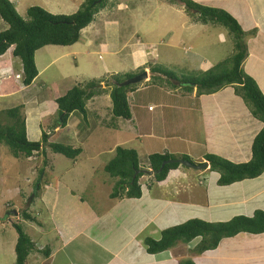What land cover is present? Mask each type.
<instances>
[{"label": "rangeland", "instance_id": "374dc122", "mask_svg": "<svg viewBox=\"0 0 264 264\" xmlns=\"http://www.w3.org/2000/svg\"><path fill=\"white\" fill-rule=\"evenodd\" d=\"M84 1L85 0H27L25 2L19 0V5L14 2L11 3L14 4L11 6L15 8L17 14L21 18H25V10L32 6L40 7L53 15L69 16L79 10ZM147 1L148 0H144V2L140 0H108L106 7L97 13L94 21L88 26L89 29L86 30L85 28L80 32V40L77 43L69 47H48V55H46L44 48H42L40 51H42L43 54L39 55L37 52L34 57L36 69L40 73L35 80L33 90L28 89L24 91L21 89L23 87L21 86V79L19 78V76L22 77L20 73V64L17 59L12 57V48L0 58V92L9 93L0 94V111L18 107L20 108L21 115L25 117L29 125L33 126L35 124L34 121L36 122V120H38L41 122V131L45 132L48 131L47 128H49V126L51 128L52 125L57 123L55 122L58 119L56 105L54 104L57 97L63 96L66 90L75 85H81L94 79L103 78L104 83L102 82L103 85L101 87L103 92L98 93L96 96H100L97 98L98 101L94 103L88 102L86 105L87 121H83L81 115L73 114V117L69 120V125L51 133L49 142L83 148L82 154L77 157L78 163L73 166L80 168L79 172L84 177V182H86L83 188L88 186L86 191H90L89 184L91 180L98 183L99 186L105 184L99 189V194L104 196L108 192L111 193L116 179L110 178L107 173H105L103 164L109 162L114 157L115 151L114 153H109V149L111 150V148L116 146L133 149L136 153L138 152L139 166L143 167L144 171V174L139 179V183L142 188H144L146 184H154L155 181L153 177L147 174L151 171V169L148 168L147 157L154 153H159L161 148L156 147L157 141L151 139L148 135L138 136L139 133H136V135H134V133L139 124L143 132H149L150 122L146 120L148 118L146 114L148 113L147 107L157 106L159 102H161V95L166 97L167 92L168 96L171 93L176 98H180L179 94L181 91H174L173 88L170 87L171 85L168 84L170 76L174 77L177 82L181 81L186 88V86H190L188 82L192 85V79L202 75L201 70L198 68L200 63L195 59L199 51L205 52L207 58H213L212 68H218V70H221L222 66L230 67L229 62L226 60L228 58L230 59L234 53L232 48V42L234 41L227 37L226 29L218 25L219 23H207L202 25L203 23L200 21L197 22L195 17H190V15L185 12L184 7L175 2L176 0L171 2L167 0ZM212 2L214 4L210 3L202 6L220 9V2V5L215 3V1ZM195 3L199 4L200 2L196 1ZM114 5L119 6L113 8ZM135 9L138 10L137 13ZM1 22L0 31L7 27L4 22ZM103 31L104 33H106V31H112V34L109 35V33H107V35H109V37H107L104 36ZM185 33H187V35ZM113 36L117 37L115 45L114 42H111L109 45H105V48H99L100 42L104 40L110 41ZM223 37L226 40L224 44L222 43ZM245 38L246 36L243 37V43H245ZM86 39H89V41L94 44L90 49H86L85 47L86 42L84 41ZM123 44L127 45V47H122ZM113 45L118 51V57L112 53H108L109 51L107 49ZM164 45L167 46V49H164ZM188 46L189 61L187 58L184 59L183 56V50ZM141 47H145V51ZM74 50H79V53L85 50L89 52L95 51V53L91 57H85L84 55L75 54ZM160 51L166 56V62L163 56H160L159 59H155L154 55L158 56L161 53ZM132 52L136 53V63ZM173 52L174 54H178L179 58L173 57ZM43 60L45 61L42 62ZM225 62H227V64H225ZM143 64L145 66H142ZM153 66H158L159 69L165 71L167 73L166 79L155 78L150 82V68ZM103 68L106 70H103ZM139 70L145 71L147 76L145 79L133 85L135 91L128 94L127 99L131 112L134 111L136 106L146 107L144 112H140L143 116V121L140 122L138 119L136 121L133 120V122L119 120L118 123H113L112 126H109L111 102L108 97V91L111 86L105 81L109 80V82H111L110 77L113 75H117L119 79L132 74L134 75L133 77H135L137 76L135 75L137 74L136 72ZM5 75L6 77L11 76L8 77L10 81L2 78ZM257 77V80L260 81L261 76L257 74ZM261 86L264 88L263 80ZM159 87L161 89H158ZM234 91L235 95L231 96L227 93V90L224 91L223 89L218 96H215V100L209 99L204 95L202 99L200 97L193 101L186 100L189 105L193 104L190 107H192V110H195V112H191L190 114L187 113L185 116L180 113V116L176 115V112L172 109L164 110L166 122L179 120L182 126L180 135L186 136L187 133L189 137L193 135L196 136V138L188 139L193 144L191 148L192 154L204 152L202 136L206 134L205 145L207 149L210 151L216 149L222 134L226 133L228 129L226 127L219 129L216 126L222 122V117L225 114L234 117V119L243 121L244 119L247 120L249 114L252 115L251 105L242 101L235 89ZM201 93H205V91L202 90ZM226 97L228 98V104L225 103ZM184 99H190V97L185 95ZM163 101L170 105V103H175L177 99L167 97L166 99L164 98ZM217 105H219L220 108L225 107V114L221 116L217 114L214 110ZM152 107L149 109L151 110ZM42 108L43 110L46 109L47 113L49 112L48 116L45 117ZM160 111V108L154 107L150 115L153 119H157ZM252 118L261 123V121L254 118L253 115ZM188 120H191L190 123L195 127V132L191 129H186V122ZM47 125L48 127H46ZM212 126L214 127L212 128ZM35 127L39 130L37 124H35ZM238 127L240 129V125L236 126V128ZM210 129L212 130L210 131ZM137 136L140 144L135 141ZM29 140L34 142L37 141L32 137H29ZM86 141H88V147L86 146ZM166 145L169 151H174L176 148L180 151L182 148L179 141L174 143H168L167 141ZM101 151L103 153L100 155L98 161L90 164L92 168L90 165L86 166L87 161H84V158H87L89 155L98 154ZM47 158L50 159L51 165H45L43 158L40 157L39 153L36 154L35 152L28 159H14L4 146H0V220L5 219L3 221H7L6 219H8L11 222L17 221V218H19L18 221L20 220L27 223L23 224L24 231H27V233L32 232L36 224L44 221L45 215L39 213L37 207L38 199L31 196L33 186L40 179L41 173H44L45 167V172L50 171L49 167H52V174L45 175V178H48L51 176H58L59 173L65 171V169L72 164V161L64 159L59 155L51 154L49 151H47ZM199 162V165L203 164L202 161ZM42 169L43 171L40 173ZM184 181L183 178H179L176 182V184L179 185V195L186 194L188 190L185 187L189 186L190 183L186 181L184 186ZM153 194L154 193L151 192V196ZM197 194L198 192L193 190L190 196L191 200L196 201ZM85 195L88 194L85 193ZM85 195L83 194L86 198ZM157 197L159 199L160 196ZM10 207L13 209H8ZM11 210L17 211V215H10ZM22 210H28L32 220L35 221L23 220ZM13 236H15V231L11 229L9 225L3 226L2 223H0V244H8V242L14 238ZM39 236L40 235L36 233L32 237L39 238ZM12 240L9 243H11ZM196 241L197 244L200 242L197 238L193 239L188 244L189 246H185L184 250V247L175 246L173 248L174 255L185 258L186 248H189L188 250L192 249ZM256 245V249L260 251V241H256ZM8 254L9 252L1 253L0 250V264H11ZM188 257V259H192L194 258V254L190 252ZM224 264L230 263L224 262ZM260 264H264V258Z\"/></svg>", "mask_w": 264, "mask_h": 264}, {"label": "crops", "instance_id": "0c3cea01", "mask_svg": "<svg viewBox=\"0 0 264 264\" xmlns=\"http://www.w3.org/2000/svg\"><path fill=\"white\" fill-rule=\"evenodd\" d=\"M18 1L19 0H10L9 2H15L19 5ZM23 1L26 2L27 0ZM140 1L144 2V0ZM152 1L153 0H148L147 2ZM192 1H198L201 5L213 3L212 1L220 5V2V9L222 8V10L226 11L237 21L245 34L244 37L246 36L245 45L247 47V54L242 62V69L246 75L256 82L262 95H264V88L261 86L262 80L264 81V0ZM115 6L118 7L119 5H114L113 8H115ZM135 10L137 13L138 10ZM88 29L89 28L86 27V30ZM107 33L110 35L112 31H106V33H104V36L109 37ZM185 34L187 35V33ZM226 35L228 37V34ZM116 40L117 37L114 36L110 41L104 40L99 43V48H103L111 42H114L115 45ZM225 41L223 37L222 43L224 44ZM84 42H86V49H90V47L94 45L89 39H86ZM114 45L106 49L109 51V54L112 53L118 57L119 54L114 48ZM122 47H127V45L123 44ZM164 47V49H167L166 45H164ZM47 48L48 47L44 48L46 55L49 54ZM141 48L145 51V47ZM78 51L79 50H74V53L84 55L85 57H91L95 53V51L89 52L88 50L82 53ZM188 51L189 46L183 50V56L184 59L187 58L189 61L190 56H188ZM160 52L158 56L154 55L155 59H159L160 56H163L166 62V56H164L162 51ZM38 54L42 55L43 53L39 50ZM132 54L135 60L136 53L132 52ZM172 56L179 58L178 54H174V52ZM195 59L200 63L198 68L201 70V74L205 73L213 66V58H207L205 52L199 51ZM44 61L45 60L42 62ZM142 66L145 65L143 64ZM103 70L106 69L103 68ZM39 73L38 71V75ZM150 73L151 80L155 78L166 79V76L152 73L151 68ZM257 74L261 76L260 81L257 80ZM8 77L5 75L2 78L8 80ZM34 83L35 81L30 87H23L21 85L23 87L21 89L24 91L28 89L33 90ZM168 84L171 85L169 86L172 87L174 91H181L179 94L180 98H176L171 93L168 96L167 92L166 97L161 95V102H159L157 106H154L161 109L157 119H153L150 115L154 107H147L148 113L146 114L148 118L146 120L150 122L149 132H143L139 124L136 128L137 132L135 131L134 135H136V133H139L138 136L148 135L151 139L157 141L156 147L161 148L159 153L173 154L177 157L185 156L188 158V160L185 161L195 165H199V161L203 163L207 162L204 158L206 155H216L232 163H246L251 159L250 148L253 139L262 129V124L253 119L251 114H249L247 120L244 119V121L234 119V117L225 114V107L220 108L219 105H217L214 108L217 114L219 116L222 114L225 115L222 117V122L216 126L219 129L222 127L228 129L226 133L222 134L216 149L212 151L207 149L205 145L207 134L203 135L204 152L200 154L191 153L193 144L188 139L196 138L195 135L192 137L187 136V133L186 136L180 135L182 126L179 120H174V122L165 121L164 110L172 109L176 112V115L180 116V113L185 116L187 113L190 114L191 112H195V110H192V107H190L193 104L189 105L186 100L193 101L200 97L202 99L203 95L207 96L209 99H214L223 89L224 91L227 90V93L231 96H234V88L226 86L213 93L206 94L201 93L202 89L200 90L193 85V82L192 85L188 82L190 86H186L185 88L181 81L177 82L175 78L171 76ZM158 89L161 88L159 87ZM0 94L9 93L0 92ZM185 95H188L190 99H184ZM99 97L100 96L95 97L88 102L94 103L98 101L97 98ZM167 97L177 99V101L168 105L163 101V99ZM225 103L228 104L227 97L225 98ZM150 107L153 109L151 108L150 110ZM145 108L144 106H136L134 111L131 112V121L129 122H133V120L136 121L137 119L142 122L143 116L140 112H144ZM42 111L45 116H48L49 112L47 113L46 109L43 110L42 108ZM71 117H73V114L68 118L66 126L69 125ZM190 122L191 120L186 122V129H191L195 132V127L191 125ZM34 123L37 124L39 130L36 129L35 124L31 126L26 122V135L28 140L29 137H32L39 141L41 137L40 122L36 120ZM237 125H240V129L239 127L236 128ZM213 127L214 126H212V128ZM59 129L63 128L55 127L52 129V132H56ZM47 130L50 129L47 128ZM211 130L212 129H210V131ZM138 136L135 141L140 144ZM167 141L168 143L179 141L182 148L180 151H178L177 148L174 151H169L166 145ZM113 148H111V150L109 149V153H114ZM102 153L101 151L98 154L89 155L87 158H84V161H87L86 166L98 161ZM40 157L43 158L42 155H40ZM47 159L50 161L49 158ZM76 163H78V159L73 161L70 167L59 173L58 176H51L52 179L51 177L45 178V175L52 174V167H49L50 171L47 172H45L46 167L44 168V173H42L43 177L40 178L39 182L41 190L37 198V207L39 213L44 214L45 217L44 221L36 224L32 232H28V234L30 233L29 236L35 243L37 250L46 252L45 254H47V257H45L44 254L38 253V251L33 252L28 256L24 264H178L180 260L189 258L188 255L191 249L188 250L189 248H186L185 258L174 255V247L159 253L149 254L144 247V239L152 238L156 240L159 238L160 231L172 226L181 225L190 220L217 224L226 223L235 218H252L257 211L264 213V171L256 178L244 179L226 186H221L218 184L220 175L210 170L208 162V166L205 169L199 170H193L179 165L177 169L168 172L164 181L160 183L154 182L153 185L149 183L144 185V188L141 187V197L139 199L123 198L112 200L108 197L110 195L108 190L105 196L99 194V189L105 185L103 183V185L99 186L98 183L91 180L89 184L90 191H86L88 186L83 188L86 182H84V177L79 172L80 168L73 166ZM105 165L106 163L103 164V166ZM179 178L185 180L184 186L186 181L190 183L189 186L185 187L188 190L184 195H179V185L176 184ZM193 190L198 192L195 199L196 201L190 198ZM151 192L154 193L152 196ZM85 193L88 195H85ZM157 196H160L159 199ZM0 222H5V224H2L3 226L9 225V227H11L9 220ZM19 223L27 224L20 220ZM36 233L40 235L39 238L32 237ZM13 237L11 243H9L10 240L8 244H0L1 253L9 252L8 258L11 264H14L15 259L13 250L16 234ZM197 239L200 241V238ZM256 241H260L262 251L256 249ZM187 245L188 244H177L176 246L184 247V250ZM193 245L195 247L197 241ZM263 258L264 233L251 234L241 232L233 237L222 239L216 249L212 251H207L198 256L194 254V258L190 260L194 264H224V262H229L230 264H260Z\"/></svg>", "mask_w": 264, "mask_h": 264}, {"label": "trees", "instance_id": "16d2710c", "mask_svg": "<svg viewBox=\"0 0 264 264\" xmlns=\"http://www.w3.org/2000/svg\"><path fill=\"white\" fill-rule=\"evenodd\" d=\"M107 1L85 0L80 9L69 16L53 15L40 7L32 6L25 10V18H21L15 8L11 6L13 5L11 2L0 0V20L7 26L0 31V58L12 48L11 55L20 64L21 85L27 87L38 76L34 59L35 54L42 48L69 47L77 43L80 32L94 21L97 13L106 7ZM175 2L182 5L190 17H195L197 22L200 21L203 25L219 23L218 25L225 28L228 37L234 41L232 42L234 53L230 59L226 60L229 62L230 67L221 65V70L212 68L201 76L192 79L193 85L200 90H204L205 93H213L222 87L234 85L233 88L236 90L237 95L242 101L251 105L252 115L262 123V129L253 139L250 148L251 159L248 162L232 163L214 155H206L204 158L209 163L210 170L220 175L218 184L221 186L244 179L256 178L264 171V95H262L256 82L246 75L242 69V62L247 54V47L243 43L245 34L237 21L222 9L204 7L191 0H176ZM151 72L167 77L166 72L159 69L158 66L151 67ZM136 73L135 75H138L142 71L139 70ZM133 76L132 74L119 79L117 75H113L110 77L111 82L109 80L105 81L111 86L108 91L111 102L109 126L118 123V120L131 121V111L127 98L128 94L135 91V87L133 85L119 87L118 84ZM103 81V78L94 79L85 84L75 85L66 90L63 96L57 97L54 101L58 119L55 122L57 123L52 125L51 128L49 126V134L42 131L39 141L28 140L26 120L21 115L20 108L0 111V146H4L14 159H28L34 152L39 153L43 156L45 165L50 164L47 159V151L72 162L77 160V157L82 154L83 148L50 143L49 136L55 127L64 128L72 114H79L83 121H87L86 105L98 93L103 92L101 88ZM88 145V141H86V146ZM114 151V157L106 163L103 169L110 178L116 179L109 198L112 200L139 199L141 197L139 179L144 171L143 167L139 166L137 153L133 149L119 146H116ZM177 159L188 160L185 156L177 157L168 153L149 155L147 163L148 168L153 172V180L156 183L164 181L168 172L177 169L179 166L178 163L173 162ZM42 171L43 169L40 170V173ZM157 171L159 172L155 174ZM41 177L43 176L41 175ZM39 182L40 179L33 186L32 197H39L41 190ZM21 212L23 220L35 221L32 220L28 210H22ZM18 219L10 222V226L16 234L13 250L14 264H24L28 256L37 251L47 257L46 252L37 250L32 238L27 231H24V225L20 224ZM0 223L5 224V222ZM241 232L264 233V213L257 211L252 218H235L229 222L217 224L190 220L160 231L159 238L156 240L145 238L143 244L147 253L155 254L173 248L177 244H189L193 239L200 238V242L190 251L198 256L216 249L222 239L233 237ZM178 264L194 263L188 259L182 260Z\"/></svg>", "mask_w": 264, "mask_h": 264}, {"label": "water", "instance_id": "95a60500", "mask_svg": "<svg viewBox=\"0 0 264 264\" xmlns=\"http://www.w3.org/2000/svg\"><path fill=\"white\" fill-rule=\"evenodd\" d=\"M146 76H147L146 72L143 71L142 73L138 74L137 76L123 81L122 83L118 84V86L119 87H125V86H129V85H134L135 83L141 81L142 79H145ZM173 162H176V163H178L179 165H181L183 167L190 168V169H193V170L205 169L208 166L207 162L203 163L202 165L191 164L190 162L185 161V160H177V161L173 160ZM162 166H163V164L161 165V167ZM159 171L155 172V174H157ZM147 174L152 175L151 172H148ZM10 213L13 214V215L17 214L15 211H11Z\"/></svg>", "mask_w": 264, "mask_h": 264}, {"label": "clouds", "instance_id": "9594fccd", "mask_svg": "<svg viewBox=\"0 0 264 264\" xmlns=\"http://www.w3.org/2000/svg\"><path fill=\"white\" fill-rule=\"evenodd\" d=\"M9 1H10V0H9ZM142 72H143V71H142ZM18 76H19V75H18ZM37 77H38V76H37ZM37 77L35 78V80L37 79ZM19 78L21 79L22 77L19 76ZM35 80H34V81H35ZM34 81H32V83H33ZM150 82H151V79H150ZM32 83H31V84H32ZM31 84L28 85L27 87H30ZM230 87L233 88L234 85H230ZM222 88H224V87H222ZM222 88H220V89H222ZM220 89H219V90H220ZM206 94H207V93H206ZM208 94H209V93H208ZM54 104H55V103H54ZM46 133H48V131H47ZM41 134H42V131H41ZM48 134H49V133H48ZM50 135H51V134H50ZM49 137H50V136H49ZM150 172L152 173V176H153V172H152V171H150ZM11 211H12V210H11ZM11 211H10V212H11ZM15 212L17 213V211H15ZM10 215H12V216H16L17 214H16V215L10 214ZM3 220H5V219H1L0 221H3ZM6 220H8V219H6Z\"/></svg>", "mask_w": 264, "mask_h": 264}]
</instances>
